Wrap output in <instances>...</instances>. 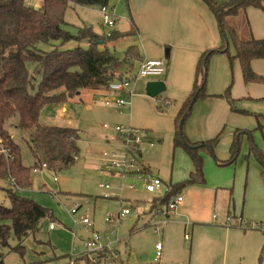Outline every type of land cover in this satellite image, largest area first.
Wrapping results in <instances>:
<instances>
[{"label":"rangeland","instance_id":"374dc122","mask_svg":"<svg viewBox=\"0 0 264 264\" xmlns=\"http://www.w3.org/2000/svg\"><path fill=\"white\" fill-rule=\"evenodd\" d=\"M26 3L36 7L43 0H26ZM108 5L116 18L115 25L104 24L100 5L69 2L64 28L77 34L81 27L89 26L103 34L111 30H129L131 19L134 22L135 19L145 20L141 11L142 0H109ZM229 22L242 39L250 36L244 16L229 18ZM217 29L220 33L218 26ZM144 38L141 34L129 36L112 43L109 49L118 56H125L133 43L142 49L141 40H146ZM87 44V41L82 43L84 47ZM77 45L69 41L63 48ZM40 46L51 48L43 43ZM232 47L234 45L230 44L233 53ZM133 65L136 66L134 62ZM125 67L127 70V65H123L122 70ZM155 78L158 77L138 78L137 88L135 82L132 84L135 90L132 115L129 107H123L121 113L115 104L105 105L102 94L89 90H82L81 100L75 97L66 102L45 104L40 112L41 123L68 125L71 122L70 126L78 129L80 134L75 163L57 172L45 160L41 161L47 162L48 168L34 171L35 157L29 145L30 137L17 127V115L7 122V129L21 148V161L30 168L32 181L28 187H17L9 175L0 177V202L9 206L7 190L16 189L20 196L32 198L53 210L54 220L44 219L41 228L29 234L23 242L24 252L5 247L4 264H86L84 240L91 236L92 230L83 224L85 216L92 221L94 230L114 240L100 258L96 252L89 253L88 259H96L98 264H264V164L257 157L260 152L264 153V133L260 132L254 139L256 151L245 149L241 144L233 163L220 165L216 159L220 157L200 150L204 161V183L182 185L192 168L188 152L181 147L174 148L176 103L182 102L184 94H171L167 98L146 95L147 81ZM63 105L64 110L61 109ZM249 106L258 108V111H245L256 120L259 118L264 126V101H255ZM104 123L111 127L122 125L126 129L133 126L141 131V127L153 130L154 145L142 144V156L130 153L128 160L137 158L139 163L142 160V170L146 171L148 166L151 171L147 177H160L166 183L181 184L180 194L184 200L176 212L171 211L169 217H154L150 210L158 192H147L142 177L122 179L121 175L106 171L104 152H116L122 156L126 148L122 135L111 127L103 128ZM2 146L0 144V149ZM131 183L135 185L134 189L128 187ZM217 188L229 189L231 200L225 198L224 190ZM76 207L77 211L72 212ZM125 207L131 213L123 215L112 229L105 221L106 216L117 215ZM163 220L166 223L161 225L158 233L154 224ZM17 244L13 236L10 245ZM157 244L161 246L159 257L156 255Z\"/></svg>","mask_w":264,"mask_h":264},{"label":"trees","instance_id":"16d2710c","mask_svg":"<svg viewBox=\"0 0 264 264\" xmlns=\"http://www.w3.org/2000/svg\"><path fill=\"white\" fill-rule=\"evenodd\" d=\"M205 1L216 16L222 44L216 49L205 51L200 57L193 89L175 118L174 148L185 149L194 164V171L182 185L204 182V161L200 150L208 148L214 154L217 138L193 143L184 132V124L194 103L208 96L206 70L210 56L216 52L226 53L231 63L235 59L240 61L245 82L264 83V76L251 66L253 59L264 58V38L255 37L250 32L248 38L242 39L235 26L229 22V18L244 16L250 28L246 9L251 6L264 9V0ZM69 2L102 6L108 5L109 0H43L36 7L27 4L26 0H0V144L8 149V155L0 153V177L9 175L19 187L31 184L30 168L22 163L21 148L7 129V122L18 116L17 127L30 137L34 166H39L43 162L41 160H45L55 172L67 169L75 163L79 151L78 129L41 123L43 106L66 102L75 97L81 100L82 90L104 95L112 82L126 76L122 71L123 65H133V62L142 59L136 44L129 46L123 58L108 48V43L137 35L138 27L132 19L131 28L127 31L111 30L101 34L92 27L84 26L77 34H72L64 28L67 23L64 15ZM69 41L78 45L63 48ZM85 41L87 47L82 45ZM41 43L51 48H41ZM230 44L234 45V54L230 52ZM220 96L228 100L233 110H238L228 90ZM240 142L236 136L231 147L232 155L224 164L235 161ZM258 155L264 160L261 154ZM179 185L170 183V192L152 200L151 211L176 194ZM7 196L10 199L9 206L0 202V264H4L5 247L11 251L24 252L23 242L29 234L38 231L44 219L54 220L53 210L32 198L20 196L16 189H8ZM13 236L18 241L16 246L10 245ZM105 253H101L98 258ZM85 257L86 264H98V260L92 262Z\"/></svg>","mask_w":264,"mask_h":264},{"label":"crops","instance_id":"0c3cea01","mask_svg":"<svg viewBox=\"0 0 264 264\" xmlns=\"http://www.w3.org/2000/svg\"><path fill=\"white\" fill-rule=\"evenodd\" d=\"M142 1L144 6L141 11L144 14L145 20L141 22L135 19L136 23L133 20L138 27L137 35L139 36L141 34L142 39L143 36L146 37L144 38L146 40H141L142 49L136 45L142 55V59L141 61L135 62L136 66L128 64L127 70L125 67L122 71L127 76L130 72H136L143 60L163 59V55H165V59H163L165 61L164 73L158 75V78L151 80H162L166 84V91L159 96H166L165 98H167V96L171 94H184L182 102L180 104L176 103V106H178V114L185 98L193 89L196 68L200 57L205 51L216 49L222 44V36L218 33L217 29L218 24L215 19L216 16L214 12H211V9L203 0ZM224 1L225 0L222 2ZM245 15L249 21L251 33L255 37L264 38V9L251 6L246 9ZM112 43L114 42L108 43V48ZM232 48L234 49V47ZM234 52L231 53L234 54ZM120 57L123 58L125 56ZM251 66L255 72L264 76V58L253 59L251 61ZM206 75V92L208 96L194 103L191 113L184 124V132L187 138L193 143L217 138L214 143V155L220 157L216 159L220 165H224L232 155L231 147L236 136H238L241 141L240 147L242 144V147L245 149H255V151L258 149L254 144V139H256L255 137H257V134H260V132L264 133V126L263 124L261 125L259 118L256 120L245 110L247 109V111H249L250 109H254L250 111H258V108H251L249 105L258 100L264 101V83L245 82L240 61L235 59L231 63L226 53L220 52H216L210 56ZM138 80L134 83L136 88L138 87ZM134 86L132 87L134 93L132 96V104L135 96ZM227 90L229 91L230 97L236 101L238 108L241 107L240 109L244 111L240 109L233 110L228 100L224 96H220ZM145 94L147 95L146 91ZM132 104L130 107L131 115L133 108ZM61 109L64 110L65 105H63ZM122 112L123 109L121 113ZM70 123L71 122H69L68 125L61 126H70ZM141 128L143 129L146 139L154 141L153 137L155 135L153 130L146 127ZM11 135L13 136V134ZM248 140L250 144H248ZM260 148L261 147H259V149ZM203 150L212 153L208 148ZM260 154L264 157L263 152H260ZM257 157L260 158V156ZM260 159L262 160V158ZM262 163L264 164V160H262ZM146 168L145 172L148 175L151 171L148 166H146ZM193 171L194 164L192 161V168L188 179ZM164 182L166 183L167 181ZM169 183H172V181ZM221 190H224L223 194L225 198L230 201L231 196L229 189ZM177 193H180V189ZM216 197H218L217 190ZM176 211L177 209L174 210V212ZM151 212L153 214V211Z\"/></svg>","mask_w":264,"mask_h":264},{"label":"built area","instance_id":"2783aa9c","mask_svg":"<svg viewBox=\"0 0 264 264\" xmlns=\"http://www.w3.org/2000/svg\"><path fill=\"white\" fill-rule=\"evenodd\" d=\"M100 11L103 16V22L106 25L113 26L115 25L116 18L114 16L113 10L109 8L108 5H102ZM165 70V61L163 59H145L140 63V66L136 72H130L129 75L125 76L123 79L115 80L111 83L109 90L105 93L104 103L107 106H111L115 104L117 106V111L121 112L123 107H131L132 104V96H133V88L132 84L140 77L147 76H158L161 75ZM111 126L107 123L103 124V128H110ZM115 132L121 134V139L123 140V144L125 145V154L119 155L116 152L108 153L104 152V156L107 157V165L106 171L108 173H117L121 175L122 179H125L129 176L142 177L144 180V187L147 192H158L159 196H163L165 193L170 192L171 186L170 183H165L160 177H147L146 172L142 169L144 168L142 160L140 163L137 158H134L133 161L128 160V155L130 153H139L142 154L143 148L142 144L147 143L150 146L154 145L153 140H147L143 131L139 128L131 126L129 129L122 125H115L111 127ZM2 146V144H1ZM3 147V146H2ZM8 149L3 147L0 149L1 153L8 155ZM142 156V155H141ZM41 168H48L47 162H42L40 166L33 167L34 171H37ZM56 179V177L54 178ZM14 185H16L13 180ZM17 186V185H16ZM103 186V185H102ZM18 187V186H17ZM109 188V186H103ZM129 188L134 189V184H129ZM183 201V196L180 193L173 194L168 201L160 206H157L153 209V216H166L169 217V213L177 209L178 205ZM78 207L73 208L72 212H76ZM131 210L128 207L122 208L120 213L117 215L109 214L106 216L105 221L110 223V227L113 229L114 223L119 221V219L123 215L130 214ZM83 224H85L86 228H91L92 233L91 236L84 240V246L87 249V257L89 253L96 252L99 257L101 253L109 250L110 244L114 242V240L110 239L108 236L103 235L100 231L93 229L92 221L87 217H83ZM166 221L163 220L155 223L156 232H160L161 225L165 224ZM53 225L51 224V227ZM114 234V232H112ZM157 249V257L161 255V246L160 244L156 245ZM92 262H97L96 259H90ZM73 263V261H72Z\"/></svg>","mask_w":264,"mask_h":264},{"label":"water","instance_id":"95a60500","mask_svg":"<svg viewBox=\"0 0 264 264\" xmlns=\"http://www.w3.org/2000/svg\"><path fill=\"white\" fill-rule=\"evenodd\" d=\"M145 91L148 96L155 98L166 91V84L162 80H149L146 83Z\"/></svg>","mask_w":264,"mask_h":264}]
</instances>
